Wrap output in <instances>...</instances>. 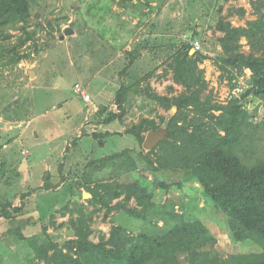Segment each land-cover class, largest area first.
Instances as JSON below:
<instances>
[{"label": "rangeland", "instance_id": "obj_1", "mask_svg": "<svg viewBox=\"0 0 264 264\" xmlns=\"http://www.w3.org/2000/svg\"><path fill=\"white\" fill-rule=\"evenodd\" d=\"M147 2L150 11L141 6ZM211 2L138 0L133 3L136 7L128 2L129 8L125 9L117 1L110 0H34L28 34L11 30L12 38L0 48V202L10 205L8 210L12 218L32 223L23 229L27 240L17 244L13 242L15 236L9 233L14 227L11 221L0 217V264L37 262L33 243L46 246L44 227H47L49 239L62 247L76 238L74 232L83 222L90 223L93 229L90 239L98 243L101 235L109 236L114 224L130 221L122 209L108 214L106 205L114 206L124 199V196H114L117 186L129 180L120 170L119 161L103 166V159L125 150L130 153L129 150H135L133 155L140 156L138 142L126 130L143 118L155 121L163 129L162 118H168L177 109L169 111L152 97H171L184 91L173 80V68L185 55V50L179 52V47H171L169 37L162 47L145 49L144 54L140 53L132 61L127 48L133 51L141 44V35L151 28L147 19L170 20L164 27L178 42H200V50L210 57L200 64L208 82L205 96L214 103H227L232 96L251 89V77H256L264 90L263 64L254 65L233 80L231 72L221 71L215 65L214 59L221 54L216 40L223 33L211 26ZM108 3L109 11L105 8ZM241 9L246 11L244 17ZM223 16L234 27H244L248 21L256 19L248 0L226 3ZM135 19L141 20L138 21L140 25L133 24ZM173 21L175 25H171ZM68 28L73 30L70 35L66 34ZM196 30L201 35L197 36ZM62 36L65 37L62 39ZM241 43L243 51L250 53L247 40L243 38ZM13 49L25 58L18 64L6 65L12 53L9 51ZM195 52L192 48L190 54ZM155 68L162 72L158 74L156 70L145 79ZM30 72L34 73L33 77ZM139 81L145 93H130L128 114L118 120L115 128L102 124L108 113H120L116 100L120 87ZM77 85L91 96L88 106L76 93ZM252 99L248 108L258 123L255 156L264 158V103L254 96ZM107 129H113V133ZM106 132L110 134L102 139L94 136ZM158 144L152 149L154 159L160 152V148H156ZM152 150L145 149V154ZM138 167L139 171L130 174L131 180H139L150 187L155 177L144 171L143 163ZM158 177L170 185L171 195H185L191 200L188 207L202 222L201 226L197 225L198 230L211 231L217 248L227 253L259 251L255 244L230 241V231L222 224L223 217L211 214L201 192L195 198L186 195L193 183L186 181L181 172L166 171ZM45 178H50L53 187L58 185L56 190L43 189ZM179 183L184 184L183 188ZM155 189L157 194L163 192L161 188ZM82 193H88L89 197L81 198ZM168 198V194L164 195L158 204ZM99 201L104 206L96 204ZM135 206L132 200L129 207ZM16 209L22 210L16 212ZM157 211L158 217L149 219L146 224H136L137 228L130 224L131 228L138 233L161 235L167 231L168 217L172 214L177 220H183L181 209L175 208L166 214L160 213V208ZM174 243L175 249L183 251L182 240H174ZM185 255L184 264H211L210 251Z\"/></svg>", "mask_w": 264, "mask_h": 264}, {"label": "trees", "instance_id": "obj_2", "mask_svg": "<svg viewBox=\"0 0 264 264\" xmlns=\"http://www.w3.org/2000/svg\"><path fill=\"white\" fill-rule=\"evenodd\" d=\"M111 1H117L125 9L129 8L128 2H131L132 7H136L134 2L138 3V0ZM230 1L234 0H212L209 16L211 26L223 33L216 40V44L221 47V54L214 59V63L221 71L231 72L233 80L243 76L246 70L256 64L264 65V0H248L256 19L248 21L244 27H234L223 16L224 6ZM147 3L140 4L143 10L150 11L149 2ZM33 4L34 0H0V48L12 38L11 30L28 34L27 26L32 16ZM105 8L109 11L110 3ZM240 13L244 17L246 11L241 9ZM196 35L201 33L196 30ZM243 38L251 48L250 53L243 51ZM142 47V44H138L130 51L132 61L140 54ZM171 47H179V52L185 50V55L177 60L173 68V80L184 91L171 97L155 95L152 99L169 111L173 108L177 111L168 118H162L163 129L155 121L143 118L126 130L138 142L140 156L133 155L135 150H129L132 153L125 150L105 157L104 162L102 161L103 166L119 161L120 170L129 180V183L117 186L114 196H124V199L114 206L106 205L108 214L122 209L130 221L114 224L109 236L101 235L98 243L90 239L93 234L90 223L83 222L74 232L76 238L70 239L62 247L49 239L47 227H44L47 244L39 247L33 243L37 259L33 264H184L186 253L206 251L211 253V264H264V158L255 156L258 123L255 122L254 113L248 108L254 100L252 96L264 103V90H261L258 79L251 77V89L232 96L227 103H214L205 96L208 82L205 71L200 68V64L210 57L201 50L190 54L194 42L183 44L182 41L171 39ZM9 52L12 53L6 65L18 64L25 58L16 49ZM157 68L145 79L148 80ZM141 84V81L123 84L116 94L120 113H108L101 123L109 125L115 120L123 119L130 93H145ZM159 130L165 132V137L156 147L160 148V152L154 159L151 157L153 150L145 154L143 145L148 132ZM109 134L96 133L94 136L102 139L101 137ZM139 163L145 165L144 171L155 177L150 187L130 178L132 172L139 171ZM166 171L181 172L186 181L194 184L186 195L195 198L201 192L205 198V207L209 208L211 214L216 218L223 217L222 224L230 231L232 243H252L259 247V251L227 253L217 248V240L211 231L206 228L198 230L197 225L201 226L202 222L188 207L191 200L188 201L185 195H171L170 185L159 179V173ZM45 181L43 189L46 191L56 190L58 187L51 185L50 178H45ZM179 186L183 188L184 184L179 183ZM157 187L163 192L157 194ZM166 194L169 195V200L158 204ZM83 197L82 193L81 198ZM132 200L136 203L135 207H129ZM99 203L104 206L101 201L96 204ZM0 204V217L10 220L14 226L9 231L15 236L13 242L18 244L27 240L23 229L32 223L12 218L8 210L10 205ZM158 208L162 211L160 213L165 214L175 211V208L181 209L183 220H177L172 214V217H168L167 231L161 235L138 233L131 228L130 224H146L149 219L158 217ZM52 224L55 225V222ZM178 239L183 242V251L175 249L173 245L174 240Z\"/></svg>", "mask_w": 264, "mask_h": 264}, {"label": "crops", "instance_id": "obj_3", "mask_svg": "<svg viewBox=\"0 0 264 264\" xmlns=\"http://www.w3.org/2000/svg\"><path fill=\"white\" fill-rule=\"evenodd\" d=\"M152 4H156V3H152ZM139 20L140 19H135L133 24H136V25L139 24L138 23ZM147 20H148L147 22H150L151 28L149 27L148 31H146L144 34L141 35V44L143 46L141 49H144V50L140 51V53H142V54H144L143 51H145V49L151 51L153 49L160 48V46L165 43L164 41L168 37L170 39H174V37H175V36H172V34H171L172 32H170V31L167 32V29L164 27V26H167V21L169 22L170 20L159 19V18L158 19H147ZM142 23H143L142 25L145 26L143 21H142ZM171 25H175L174 21H173V23H171ZM137 28H138V26H137ZM169 29H171V28H169ZM156 44L159 46H157ZM154 45H156V47H153ZM117 48H118V52H121L120 50H122V49L119 47H117ZM127 50L131 51V48L128 47ZM118 52H117V54H118ZM161 72H162V70L157 71L158 74ZM80 100L82 101V103L84 102L81 97H80ZM84 104L86 106H88L89 103L84 102ZM125 107H126V113L128 114L129 104H126ZM115 113H118V112H115ZM115 121H117V122H115ZM115 121L109 124L110 128H115V126L118 125V120H115ZM107 131H109L111 134L113 133V129H107ZM48 177H49V175H48ZM83 195H84V193H83Z\"/></svg>", "mask_w": 264, "mask_h": 264}, {"label": "water", "instance_id": "obj_4", "mask_svg": "<svg viewBox=\"0 0 264 264\" xmlns=\"http://www.w3.org/2000/svg\"><path fill=\"white\" fill-rule=\"evenodd\" d=\"M73 33V30L68 28L66 29V34L70 35ZM65 36H62L61 38L63 39ZM30 75L33 77L34 73L30 72ZM165 137V132L162 130L155 131V132H150L145 141H144V149L146 150H152L160 141H162ZM48 177V176H47ZM89 197L88 193H84V198Z\"/></svg>", "mask_w": 264, "mask_h": 264}, {"label": "built area", "instance_id": "obj_5", "mask_svg": "<svg viewBox=\"0 0 264 264\" xmlns=\"http://www.w3.org/2000/svg\"><path fill=\"white\" fill-rule=\"evenodd\" d=\"M200 49H201L200 42L199 41L194 42V51H199ZM76 93L80 95V97L83 99L84 102L90 103L92 101L91 96L85 90H83L80 85H77Z\"/></svg>", "mask_w": 264, "mask_h": 264}]
</instances>
